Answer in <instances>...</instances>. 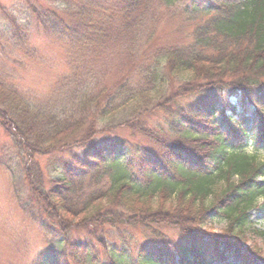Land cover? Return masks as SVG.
<instances>
[{
  "label": "trees",
  "instance_id": "1",
  "mask_svg": "<svg viewBox=\"0 0 264 264\" xmlns=\"http://www.w3.org/2000/svg\"><path fill=\"white\" fill-rule=\"evenodd\" d=\"M25 1L36 24L74 56L53 98L37 105L0 77V126L22 159L7 167L15 199L54 244L37 264H264L244 242L249 234L264 239L251 215L264 217V0H52L49 8ZM4 18L7 40L22 44L27 25ZM160 20L171 30L162 34ZM112 52L129 69L100 83ZM224 92L251 104L252 129L232 103L235 115L226 110ZM192 96L199 100L178 105ZM158 112L169 121L157 132L144 118ZM126 128L156 151L116 141L73 152ZM61 152L71 160L51 162L47 185L35 158ZM18 172L27 199L16 188ZM213 219L227 224L224 233L207 231ZM163 226L184 239L138 252L122 233L106 239L109 228ZM95 245L109 263L99 262Z\"/></svg>",
  "mask_w": 264,
  "mask_h": 264
},
{
  "label": "rangeland",
  "instance_id": "2",
  "mask_svg": "<svg viewBox=\"0 0 264 264\" xmlns=\"http://www.w3.org/2000/svg\"><path fill=\"white\" fill-rule=\"evenodd\" d=\"M36 5H44L46 8L54 5L52 0H30ZM7 14L3 15V12ZM14 15L19 19L22 25H27V30L24 31V42L22 44H11L7 40V35L4 30H9L5 24L4 17ZM29 12L28 3L25 0H0V77L6 80L12 87L16 88L20 93L32 104L44 103L54 96V88L58 81L63 80L70 74V61L72 56L71 47L63 45L58 40L48 35L46 31L36 24ZM158 30L162 34L171 30L167 23L160 20ZM3 37V38H2ZM68 46V47H67ZM115 53V54H114ZM102 65L101 71L97 73V78L100 83H112L115 79L124 75V70L128 71L129 67L122 64L121 57L116 55V52L109 53ZM123 73V75H121ZM126 75V74H125ZM220 101L227 104L226 110L233 114L228 103L236 106V114L243 119L250 118L248 121L249 129H252V110L251 104L245 102L235 94L224 92L219 98ZM199 100V97L192 96L191 98L181 99L178 102L179 106L187 107L192 102ZM41 103V104H42ZM146 126L154 131H157L159 125L164 123L169 118L165 114L158 112L144 118ZM158 132V131H157ZM116 141L129 142L133 147H143L156 151L158 145L152 140H148L140 134L134 133L129 129H115L112 132L99 134L92 142H85L83 147L74 148L73 152L82 155L85 150L93 149L95 146L101 147L105 144ZM247 154H254V147L249 146ZM258 157L264 161V151H259ZM55 158H64L68 162L71 160L69 152L52 153L49 156L36 157L35 160L42 166L47 185L55 176L51 162ZM24 163H29L26 157ZM22 165V159L17 157V151L13 146L11 138L5 134L0 126V264H37L41 256L46 251L53 248V243L46 233L42 231L39 223L34 222L30 217L21 210L17 200L15 199V188L13 187L14 179L8 166L13 167ZM8 167V168H7ZM11 169V168H10ZM18 183L16 188L22 193V199H27L30 195V190L27 189V184L22 178L21 172L17 175ZM238 181V180H237ZM32 207L36 213H41V210L36 203H32ZM252 221L257 224L259 229H264V217L262 212L257 210L251 211ZM227 224L222 219L212 220L207 231L216 234H222L226 230ZM155 230V229H154ZM107 233L112 236H106L107 240L120 238V233L126 238L130 249L138 252L143 246L156 248L160 243L165 242L171 244V248L178 242H181L184 237L178 229L159 227L155 231H148L143 228L130 229H112L109 228ZM75 238L84 240V234H76ZM246 247L257 250L262 258L264 257V239L257 238L252 234L245 238ZM96 252L98 253L99 262L109 263L105 253L97 245ZM85 254V253H83ZM179 254H176L175 259ZM72 264H74L72 262ZM221 264V263H220ZM231 264H235L231 261Z\"/></svg>",
  "mask_w": 264,
  "mask_h": 264
}]
</instances>
